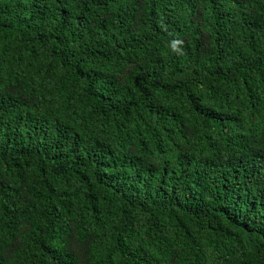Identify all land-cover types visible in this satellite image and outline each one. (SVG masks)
Returning <instances> with one entry per match:
<instances>
[{
  "label": "trees",
  "instance_id": "1",
  "mask_svg": "<svg viewBox=\"0 0 264 264\" xmlns=\"http://www.w3.org/2000/svg\"><path fill=\"white\" fill-rule=\"evenodd\" d=\"M0 264H264V0H0Z\"/></svg>",
  "mask_w": 264,
  "mask_h": 264
}]
</instances>
